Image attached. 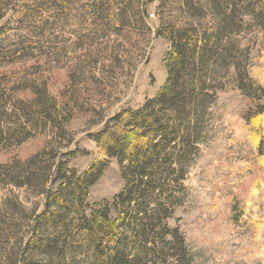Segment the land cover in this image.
<instances>
[{
    "label": "trees",
    "instance_id": "16d2710c",
    "mask_svg": "<svg viewBox=\"0 0 264 264\" xmlns=\"http://www.w3.org/2000/svg\"><path fill=\"white\" fill-rule=\"evenodd\" d=\"M149 4L157 5L155 34L169 43L166 79L142 108L117 112L93 134L101 156L78 175L56 146L72 119L76 91L69 97L72 107L49 94L42 69L50 60L47 52L33 51L42 40L36 33L63 30L68 46L107 41L111 45L101 51L109 49L117 67L118 37L133 48L151 32ZM4 18L0 40L12 31L17 39L0 42V150L47 130L54 137L24 160L0 163V187L43 197L40 212L14 194L1 203L0 264H192L182 232L168 220L188 193L185 180L230 70L254 102L250 116L264 115V84L251 76L247 41L255 32L264 38V0H0ZM90 55L88 49L78 53L73 67ZM39 59L43 68H26ZM69 74L72 81L74 70ZM26 91L30 97L20 95ZM256 150L264 158V135ZM112 159L123 180L113 198L115 216L106 207L86 214L89 189Z\"/></svg>",
    "mask_w": 264,
    "mask_h": 264
},
{
    "label": "rangeland",
    "instance_id": "374dc122",
    "mask_svg": "<svg viewBox=\"0 0 264 264\" xmlns=\"http://www.w3.org/2000/svg\"><path fill=\"white\" fill-rule=\"evenodd\" d=\"M156 6L147 7L146 22L151 32L144 34L133 48H129L122 36L118 39L115 34L111 36L119 41L114 49L119 52L117 67L111 63L112 58L109 59L110 50L101 51L111 45L107 41L100 46L101 41L68 46V34L63 30L54 32V28L48 27L36 33H41L42 40L35 44L33 51L36 54L40 50L47 52L50 64L44 67L39 59L26 63V68L30 65L38 69L44 67L42 75L47 78L48 92L62 106H73L69 97L71 91H76L78 99L73 106L72 119L64 136L56 140L59 142L56 146L59 154L67 153L62 159L78 175L101 156L93 134L117 112L142 108L166 79L169 43L155 34L158 29ZM5 18L0 19V26ZM16 39L17 32L12 31L0 42ZM247 41L251 50V76L264 84V38L255 32ZM84 49L91 55L76 69L74 59ZM71 70H74L72 81ZM223 82L212 106L213 117L200 155L185 180L188 193L184 202L175 208L168 224L182 232L192 264H264V158L256 150L258 140L264 135V115L250 116L254 102L237 87L233 70ZM20 95L31 96L27 91ZM260 104L264 105V98ZM53 137L47 130L34 134L20 145L2 149L0 163L24 160L49 146ZM122 187L118 163L112 159L89 189L86 214L97 207H106L114 217L113 198ZM13 194L28 210H42V196L32 194L27 188L10 186L0 187V206L7 195Z\"/></svg>",
    "mask_w": 264,
    "mask_h": 264
},
{
    "label": "bare ground",
    "instance_id": "6f19581e",
    "mask_svg": "<svg viewBox=\"0 0 264 264\" xmlns=\"http://www.w3.org/2000/svg\"><path fill=\"white\" fill-rule=\"evenodd\" d=\"M152 15V14H151Z\"/></svg>",
    "mask_w": 264,
    "mask_h": 264
}]
</instances>
